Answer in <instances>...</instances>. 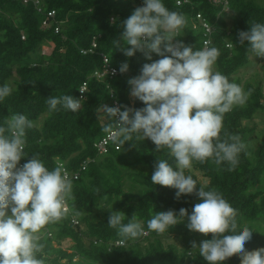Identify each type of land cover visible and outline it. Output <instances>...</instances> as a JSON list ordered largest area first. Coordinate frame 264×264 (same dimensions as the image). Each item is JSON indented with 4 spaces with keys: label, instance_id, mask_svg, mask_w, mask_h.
Segmentation results:
<instances>
[{
    "label": "trees",
    "instance_id": "16d2710c",
    "mask_svg": "<svg viewBox=\"0 0 264 264\" xmlns=\"http://www.w3.org/2000/svg\"><path fill=\"white\" fill-rule=\"evenodd\" d=\"M38 1L36 6L32 0L27 3L0 0V87L9 85L11 80L14 83L11 94L0 101V126L7 127L6 122L14 114H23L33 123V127L25 130L24 157L20 160L23 164L37 156L49 171L63 163L67 171L73 173L80 171L86 160L91 162L77 180L71 179L72 191L66 197L69 211L41 230L38 243L42 251L37 258L43 259L45 264H76L77 258L87 264H208L200 256L199 247L193 248L192 243L199 246L202 241L212 239V234L190 231L186 226L187 218H180L177 225L164 232L174 233L183 241L180 249L173 244L165 245L160 234L147 228L148 220L156 213L173 210L178 214L185 208L191 215L194 205L201 202L195 193L177 199L176 189L152 183L158 159L167 160L176 168L170 150L165 147L158 152L150 139L137 140L135 135L124 145L118 142L120 150L113 149L106 156H100L94 147L108 132L104 130L106 126L115 127L114 118L100 112L102 106L109 103L111 92L119 101L121 111L123 106L133 109L146 106L136 98L131 99L128 81L141 74L145 63L161 57L151 53L152 60H148L141 51L128 57L114 43L124 30L123 21L135 8L144 6V2ZM177 1L162 0L170 11L186 18L173 43L181 41L194 51L200 50L203 33L197 26L196 16L202 15L215 27L213 47L219 50L216 71L242 88L240 80L234 76L248 64L252 53L247 41L239 42V32L249 31L253 23L264 24V6L255 0H229L230 11L224 12L222 6L210 0H189L180 6ZM52 11L56 14L50 19L48 14ZM94 40L97 47L93 49ZM227 44L232 48H227ZM45 45L52 46L50 52H43ZM120 46H125L123 41ZM91 49L92 53H83ZM104 56L119 70L127 63L128 71L105 82L96 81L92 74L103 68ZM84 82L88 83V91L78 111L62 105L57 106V111H49L48 98L64 95L78 98ZM244 88L249 97L244 105H233L224 114L221 132V139L227 132L238 134L244 143L238 164L229 171L227 162L217 165L212 159L203 163L194 160V169L202 173L208 183L203 185L196 176L190 175L197 183V191L200 186H205V190L215 189L236 209L237 232L247 221L261 217L264 223V189L253 190L255 185L264 184V141L254 152L255 163H251L246 144L255 138L250 133L256 128L245 125L255 119L258 111L264 110V89L252 84ZM126 179L139 187L138 193L125 191ZM101 202L114 203L113 210L98 213ZM112 212L124 213L125 224L135 215L149 235L135 239L118 236V229L108 226ZM249 229L253 234L245 250L264 248V233ZM44 230L52 236L43 235ZM65 241H71L72 245L63 248ZM116 242H123L124 246H116ZM143 243L146 245L142 246ZM223 264H241V254L233 255Z\"/></svg>",
    "mask_w": 264,
    "mask_h": 264
},
{
    "label": "clouds",
    "instance_id": "9594fccd",
    "mask_svg": "<svg viewBox=\"0 0 264 264\" xmlns=\"http://www.w3.org/2000/svg\"><path fill=\"white\" fill-rule=\"evenodd\" d=\"M185 23L186 18L170 11L162 0H144V6L135 8L123 21L124 30L114 43L128 57L137 51L144 52L148 60H152L151 53L161 57L145 63L141 74L128 81L130 95L146 106H123V111L120 107H102L107 117L114 118L118 129L114 138L120 144L135 135L137 140L150 139L158 152L165 147L170 150L176 168L158 159L151 177L154 185L176 189L177 199L195 193L201 200L191 215L185 208L178 214L173 210L156 213L147 222L149 231L163 234L180 218H187L190 231L212 234V239L199 246L192 243L208 264H223L236 254H241V264H264V248L245 250L253 231L245 226L237 232L236 209L215 189L200 186L197 191L196 181L185 175L194 160L203 163L212 159L217 165L227 162L229 171L236 167L245 145L238 134L225 132L221 139L223 117L234 104L247 98L241 86L214 70L219 56L216 47L194 51L181 41L173 43ZM120 41L131 47H121ZM245 41L251 53L264 57V24L253 23L249 31L239 32V42ZM128 68L124 63L120 72ZM11 92L8 84L0 87V101ZM81 100L64 95L50 97L46 103L50 112L57 111L58 105L76 112ZM6 123L7 127L0 126V264H45L37 258L42 251L39 233L68 211L66 197L71 194L72 181L62 166L49 171L37 156L18 168L24 157L25 130L33 123L23 114L12 115ZM111 128L108 125L104 130ZM124 217L122 212L109 216L108 226L118 229V236L135 239L148 234L135 215L127 224L123 223Z\"/></svg>",
    "mask_w": 264,
    "mask_h": 264
},
{
    "label": "rangeland",
    "instance_id": "374dc122",
    "mask_svg": "<svg viewBox=\"0 0 264 264\" xmlns=\"http://www.w3.org/2000/svg\"><path fill=\"white\" fill-rule=\"evenodd\" d=\"M144 2V0H142ZM259 5L264 6V0H255ZM230 24V22H229ZM52 48L51 45H45L42 47L43 52H50V49ZM252 56L254 55L253 53L251 54ZM259 57V56H258ZM262 59V62L258 63L257 65L249 67L251 64V59H249L248 64L244 67V72L236 73L235 78H238L241 82L243 92L246 94L247 98L249 97L248 93L246 92L244 86L246 84H252L254 86H261L264 89V57H260ZM247 68V69H246ZM243 69V68H242ZM214 70L216 71V66L214 64ZM241 70V69H240ZM239 70V71H240ZM9 86L14 88V83L13 80L9 82ZM131 99L132 97L130 95ZM246 98V99H247ZM246 100L243 103H237L234 104V106L238 105H244ZM104 118V116H103ZM42 123V119L39 121L38 125L40 126ZM245 125L248 127H255V131L251 132L250 135H255V138L250 140L247 144V150H248V158L251 161V163H255V150L258 147L260 143L264 141V110L258 111L257 114L255 115V119L249 122H245ZM185 173L188 175H194L196 176L203 185H206L208 183V179L203 177L202 173L199 171L195 170L193 165L191 166L190 169H185ZM125 191H132L135 193H138L139 187L135 184L132 183V181L126 179L125 180ZM264 189V184L260 185H255L253 190H260ZM114 208V203L112 204H105L104 202H101L97 211L100 214H103L107 211H111ZM244 226H247L248 228H252L253 230H256L258 232L264 233V223L261 217L254 221H247L244 223ZM161 239L165 245H175L177 248H182L183 247V241L176 235V234H170V233H163L160 234ZM72 245L71 241H65L62 245L63 248H69ZM146 243H143L142 246H145ZM77 263L76 264H87L85 262H81L78 258L76 259Z\"/></svg>",
    "mask_w": 264,
    "mask_h": 264
},
{
    "label": "built area",
    "instance_id": "2783aa9c",
    "mask_svg": "<svg viewBox=\"0 0 264 264\" xmlns=\"http://www.w3.org/2000/svg\"><path fill=\"white\" fill-rule=\"evenodd\" d=\"M36 6H38L39 4V1L38 0H32ZM28 0H24V3H27ZM189 0H179L177 1V5L180 6V5H183V4H186L188 3ZM211 3H213L214 5H220L222 6V9L224 12H229V0H210ZM55 11H52L48 14V17L50 19H53L55 17ZM196 20H197V26L198 28H200V30H202V33H203V40H202V45H201V49L202 50L203 48L205 47H213V40H212V35L213 33L215 32V27L213 25H211L209 22H207L204 17H202V15H197L196 16ZM56 32L58 33L59 32V27L56 28ZM179 34V32H178ZM177 34V35H178ZM205 42H208L207 44ZM230 44H227V48L231 49V47H229ZM93 49L97 47V44L94 40L93 42V45H92ZM93 49L89 50V51H83L84 54L86 53H92L93 52ZM104 58V65H103V68L101 70H96L93 74H92V77L98 81V82H105L106 79L108 78H112V77H115L117 75H120L122 74L120 72L119 69L113 67L108 58L107 57H103ZM113 70H115V72H113ZM87 91H88V83L87 82H84L80 88H79V93H78V99H82V101L85 100L86 98V94H87ZM104 105H107L109 107H120L121 108V105L119 103V101L116 99L115 95L113 92L110 93V101L109 103L107 104H104ZM122 110V108H121ZM101 113H104V110H103V107L101 108L100 110ZM113 123H114V120H113ZM115 125V124H114ZM117 127L115 125V127L113 129H111L110 131L106 132L105 135L99 140L97 141L95 144H94V147L97 151V153L100 155V156H106L109 154V152H111V150H120V145L118 144V141L114 138V135L115 133L117 132ZM89 162H91V160H86L85 162H83L82 166H81V170L78 171V172H69L67 171L65 165L63 163H58V166H62L64 172H66L69 176V179H74V180H77L79 178V174L81 171H84L87 167V165L89 164ZM23 166V163L22 162H19V164L17 165V167H22ZM66 206L68 208V211H69V207H68V204L66 202ZM67 211V212H68ZM11 214L10 212V209H9V215ZM74 223H77L76 221H73ZM147 232V231H145ZM148 233V232H147ZM43 235H48V236H52L50 232H48V230H44V232L42 233ZM39 235H41V232L39 233ZM42 235V236H43ZM149 233L147 235H143V236H148ZM41 237V236H40ZM116 246H124V243L123 242H116L115 243Z\"/></svg>",
    "mask_w": 264,
    "mask_h": 264
},
{
    "label": "crops",
    "instance_id": "0c3cea01",
    "mask_svg": "<svg viewBox=\"0 0 264 264\" xmlns=\"http://www.w3.org/2000/svg\"><path fill=\"white\" fill-rule=\"evenodd\" d=\"M249 59H251V64L252 65H250L249 67H247V68H251V66H253V65H257L258 63H260V62H262V59L260 58V57H258V56H255V55H250L249 56ZM246 68V69H247ZM242 73V72H244V68L243 69H241L240 71H238L237 73Z\"/></svg>",
    "mask_w": 264,
    "mask_h": 264
}]
</instances>
